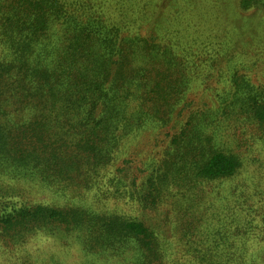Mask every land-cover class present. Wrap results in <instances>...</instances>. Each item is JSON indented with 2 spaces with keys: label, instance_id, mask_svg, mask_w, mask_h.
<instances>
[{
  "label": "trees",
  "instance_id": "obj_1",
  "mask_svg": "<svg viewBox=\"0 0 264 264\" xmlns=\"http://www.w3.org/2000/svg\"><path fill=\"white\" fill-rule=\"evenodd\" d=\"M114 1L0 0V232L18 226L15 242L40 235L65 252L77 245L86 256L118 264H172L164 260L171 240L138 212L166 199L185 210L202 202L213 208L205 185L240 176L248 164L260 184L259 160L226 151L209 128L238 122L235 147L245 141L250 151L263 150L264 87L222 69L223 60L197 37L167 30L169 17L156 23L157 13H146L150 1ZM249 2L238 0V8ZM219 75L229 85L219 109L179 119L192 85ZM249 125L253 133L242 137ZM19 178L66 201H23L28 191L10 181ZM230 192L240 219L264 224L263 196L241 181ZM112 198L121 212L114 204L107 210ZM222 213L205 215L210 244L194 264H208V255L211 264H241L237 253H218L238 236L226 224L219 228ZM195 230L191 222L186 234L196 240Z\"/></svg>",
  "mask_w": 264,
  "mask_h": 264
},
{
  "label": "rangeland",
  "instance_id": "obj_2",
  "mask_svg": "<svg viewBox=\"0 0 264 264\" xmlns=\"http://www.w3.org/2000/svg\"><path fill=\"white\" fill-rule=\"evenodd\" d=\"M148 1L151 3L146 13H157L156 23L160 24L161 21L169 17L167 30L170 32L175 30L179 33L186 32L193 35L194 38L197 37L198 41L206 46L213 57L219 56V60H223V65L224 63L225 65L222 69H237L238 73L246 78L243 80L248 79L250 84L264 87V0H250V7L246 10L238 8V0H165L157 11L156 2L161 0ZM109 11L112 12V10ZM115 15L119 16L116 13ZM155 28L149 31L155 32L159 27L155 26ZM226 90H229V85L225 77L220 75L213 82L208 81L204 84L201 80L195 82L186 97V102L189 101L190 106L184 110L185 112H182L184 114L179 119L184 120L190 110L218 108L220 97L223 96ZM238 125L241 126L242 124L224 121L221 126L216 125L217 127L214 130L211 126L209 131L215 136L217 143L226 151L230 152L233 149V151L240 152L245 160L251 159L255 164L258 163L255 161L259 160L261 163L259 169L262 174L261 177L259 176L260 184H258L259 180L251 175L253 172L248 164L242 167L239 174L241 177L236 174L235 178L226 179L220 183H217L219 181H210L212 183L209 182L210 184L205 185V190H209L214 195L212 205L215 206L213 208L206 202H202L198 207L194 206L185 210V208L178 205L175 208L170 199H166L153 210L138 212L146 222L154 226L157 232L165 234L171 240V243H168L167 254L164 258L166 262L194 264L193 258L203 253L210 244L209 237L212 235V226L210 223L206 224L209 218H205V215L221 211L227 219L215 221L219 228L222 224H226V231L238 233V236L234 237L235 241L230 240V247L221 248L218 253L231 254L234 252L235 256L233 258L241 255L239 257L241 264H264V224L253 228L247 222V218L240 219L243 210L238 206L237 201L234 202L236 197L231 196L230 192L231 189L239 186L241 181L247 187L255 189L261 195L258 198L264 197V149L261 150L258 147L250 151L245 141L240 142L242 147L236 148L233 140V127ZM249 132L250 134L253 133L250 125L246 128L242 127L241 136L243 137ZM241 136L239 137L241 138ZM157 150L158 146L153 148V152ZM129 157L131 163L136 161L132 156H125L124 158ZM59 164L60 162L57 163V166ZM128 165L130 163H127L126 167ZM1 179L3 180L2 176ZM10 181L20 186L23 185L28 191L25 194L26 196L21 198L23 201H32L33 203L35 200L56 201L59 198H61L62 203L66 201L58 193L51 192L47 188L39 186L36 182H28L23 178L11 179ZM180 194L182 193L178 192V195ZM118 203L115 198L110 199L107 203V210L112 208L114 204L115 210L121 212V209L117 208ZM126 210L124 206L122 211ZM242 214L244 215V213ZM191 222H195L198 227V231L195 230V234L197 233L199 237H196L197 241L186 234ZM187 226L188 229H186ZM6 229L7 231L0 232V264H54V259L62 261L63 264H85L90 261H94L95 264H118V260L114 257L108 259L98 257V259H95L86 256L82 252L76 251L77 245L75 246L76 249L68 247L65 252V250H61L63 246L58 244L54 238L45 241L40 235L32 237L28 243L15 242V233L19 229L18 226ZM192 232L194 230H191ZM175 243L177 246L171 249L170 247ZM245 244L247 248L240 250ZM206 258L209 261L208 264H211L210 256L208 255ZM108 260L109 262H107Z\"/></svg>",
  "mask_w": 264,
  "mask_h": 264
}]
</instances>
